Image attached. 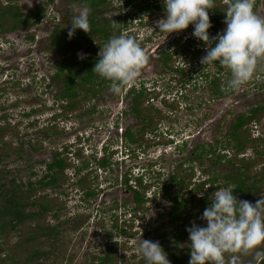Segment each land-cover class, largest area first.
<instances>
[{"label":"rangeland","instance_id":"obj_1","mask_svg":"<svg viewBox=\"0 0 264 264\" xmlns=\"http://www.w3.org/2000/svg\"><path fill=\"white\" fill-rule=\"evenodd\" d=\"M0 1L12 3L24 14L32 13L39 5H45L46 9L45 16L37 23L33 22L26 28L0 30V116L4 115L0 124L8 122L18 133L6 134L5 142L23 148L19 153L0 150V170L7 169L9 179L27 182L30 178L34 180L44 175L46 163L51 161L56 151L61 152L68 162L66 185L42 192L50 198L58 197L63 203L65 201V206L58 212L59 218L55 219L52 215L47 217L50 224L58 226L60 234L57 240L51 239L50 245L45 247L51 255L42 263L96 264L99 257L106 253L107 243L117 241L118 260L114 264H145L137 251L139 241H159L158 232H173V225L166 224L169 221L166 215L169 200L157 196L161 194L162 184L178 162L185 159L187 162L181 173L192 178V184L184 190L188 195L208 175H214L218 169L227 171L225 164L217 168L213 166V156L204 158L201 163L189 158L194 155L192 151L198 145L208 147L217 140L225 143L236 116L247 113L256 104L264 103V60L259 62L253 77L238 91H225L231 72L218 63H200L206 51L204 45L192 37V25L167 37L158 33V38L144 47L148 62L136 82L138 87L139 83H144L149 88L146 89L149 94L141 102L148 100H144L141 107L143 110L149 109L152 124L145 134H140L137 130L142 121L133 116L130 126L126 127L132 129L140 142L131 144L125 138L121 139L120 132L114 130L117 125L114 121L130 103V97L126 95L130 86H125L120 94H114L109 84L100 94L82 101L80 108L68 113H64V107L70 101L63 102L57 98L63 82L52 78L55 52L51 50L49 37L56 26L67 27L72 17L85 6L74 0ZM223 2L227 3L225 0ZM123 3L124 0H107V4L100 8L99 17L113 19L122 15L126 12V8H122ZM253 10L264 17V0H254ZM153 14L144 17V21L150 19V25L156 28L153 23L164 17V9ZM142 27H134V24L132 28L128 26L123 35H127L128 30L142 32L144 36L149 34ZM225 27L223 24L218 32ZM173 40L181 49L164 64L162 52L170 47ZM188 40L195 43L183 50ZM193 50L200 52L193 56ZM78 53L86 54V58L96 57L99 52L84 49ZM172 64L184 70L174 71L169 66ZM214 77L221 79V86L226 92L222 96L213 95L209 86ZM99 79L100 76L96 80ZM82 96L83 93L80 94ZM29 112L30 116H26ZM249 128L252 137H264V116L259 122L251 123ZM88 135L90 139L82 143V139H87ZM176 143L181 146L175 147ZM33 146L37 149L33 150ZM257 149L261 154L252 149L243 154L247 159L258 160L255 171L264 167V142ZM103 155L108 157L109 168L99 170L96 161ZM204 169L208 172H204ZM77 170H80L82 180L86 179L84 186L76 184L79 179L75 174ZM32 171L34 176H30ZM141 174L144 181H150L153 185L145 190V197L152 194L153 198H148V203L135 211L133 195L128 186L132 181L134 183L133 178ZM126 177L131 182H125ZM88 189L95 191L96 195L86 198L84 193ZM260 198L264 199V188L249 202L255 204ZM122 228L136 234L126 236L120 232ZM165 245L162 247L172 263L173 251L169 243ZM167 246L169 250H165ZM181 246L188 252L190 260L189 238ZM263 250L264 244L247 254H236L239 256L236 264H257V252ZM231 255L225 254L226 264H231Z\"/></svg>","mask_w":264,"mask_h":264},{"label":"trees","instance_id":"obj_2","mask_svg":"<svg viewBox=\"0 0 264 264\" xmlns=\"http://www.w3.org/2000/svg\"><path fill=\"white\" fill-rule=\"evenodd\" d=\"M74 1L90 9V33L86 34L77 29L73 38L69 39L68 31L71 28V24H69L67 27L56 26L49 37L51 50L55 52L52 78L63 82V87L60 88L57 98L63 102L64 100L70 101L64 107L66 110L64 113L80 108L79 104L82 101L97 96L112 83L101 77L96 80L98 76L92 69L98 61V56L80 59L77 54L78 51L87 49L92 52H99L100 48L113 34H124V30L128 26L127 15H120L113 19H101L99 17L100 8L107 4V0ZM126 2L131 7H137L140 11H153L156 8L164 9L163 0H149L145 1V4L144 2L141 4L139 0H126ZM229 3L230 0L228 3H224L223 0H215L214 8L208 10L212 24L209 31L214 35L224 24V11ZM45 11V5H39L34 8L32 13L24 14L12 3L0 1V30L26 28L29 24L42 20ZM114 22L118 23L115 28H113ZM126 36L133 37L141 47L144 46V42L137 40L135 32L128 31ZM194 43L193 40H188V45L185 49L183 47V50L189 49ZM200 43L203 44L201 41ZM180 49L177 42L170 43V47L162 52L164 54L163 63L169 62V59L174 57ZM199 52V50H193V56H196ZM169 66L174 71L184 70L175 68L174 64ZM220 81V77L211 79L209 86L212 88L213 95L222 96L226 93ZM81 93H83L82 97H80ZM147 93L144 86L137 88L134 85L127 94L133 101L131 108L142 121L140 128L137 130L140 134H145L146 129H149L152 124L149 109L143 110L141 107L143 104L141 99L145 98ZM154 110L157 111L156 108ZM31 112L35 111L32 110ZM31 112L26 113V116H30ZM263 116L264 103L256 104L247 113H240L236 116L225 143L217 140L215 144H209L208 147L198 145L193 149L194 155L189 160L201 163L204 158L213 156V166L225 164L227 171L218 169L214 172V175H208L206 179L193 188L191 195H188L184 190L192 184V178L188 174L183 176L181 173L187 162V159H185L178 162L169 174V178L162 184L163 195L171 201L169 211L166 213L169 217L166 224L173 225V232L169 233L167 230H162L158 232V239L161 246H166L165 243H169L173 251L171 252V264H188V252L184 251L181 246V243L189 238L186 228L191 227V222L203 223L204 225H201V227L206 226V222L202 221L200 217H202L204 210L211 202V197L215 191L232 187L234 189L233 195L238 201H250L254 195L264 188V167L255 171L258 160L255 158L247 159L243 156L248 149H252L257 154L260 153L257 148L259 144L264 142V137H252L249 126L253 122H259ZM3 118L4 115L0 116V119ZM12 127L8 122L4 125L0 124V143H3L0 144L1 152L4 150V153H6L7 150H13V152L19 153L23 150V148L13 147L12 144L5 142L4 137L6 134L18 135ZM45 134L49 135L48 132H45ZM125 136L131 144L140 142L134 136L132 130H128ZM32 149L36 150L37 148L33 146ZM217 150H226L227 153H220ZM109 164L107 156L104 160L99 159L96 161V165L99 167H107ZM67 166V159L62 156L61 152L56 151L51 161L46 163L44 175L34 180L30 178L31 180L29 179L27 182H17L15 179L7 177L9 174L7 169L0 170V264H43L42 261L47 260L51 255V252L45 247L50 245L51 239H58L60 231L57 225L48 222L47 217L52 215L55 219L59 218L58 212L65 206V201L63 203L58 197L50 198L42 192L66 185ZM204 170V172H208V170ZM79 172L80 170L75 171V174L79 177L76 184L81 187L85 185L86 179L82 180L83 177L79 175ZM34 174L32 171L30 176H34ZM124 181L128 183L129 180L126 178ZM206 186L211 187L206 189ZM128 187L133 193L134 210L142 209L149 201L144 192L150 187V184H147L142 176H137L134 178V184ZM204 190L205 192H203ZM202 193L203 195H201ZM84 195L89 198L96 195V192L88 189ZM33 207L37 209L32 210ZM120 232L126 236L136 234L126 231L124 228ZM118 244L117 241L107 243L106 253L99 257L96 264L117 263L118 248L116 246ZM170 247L167 246L165 250H169ZM257 264H264V258H259Z\"/></svg>","mask_w":264,"mask_h":264},{"label":"clouds","instance_id":"obj_3","mask_svg":"<svg viewBox=\"0 0 264 264\" xmlns=\"http://www.w3.org/2000/svg\"><path fill=\"white\" fill-rule=\"evenodd\" d=\"M214 5L215 0H163L164 17L154 23L166 37L192 25V37L203 42L206 51L200 63H218L228 69L231 79L224 90L235 92L253 77L259 62L264 60V17L254 12V0H230L224 11L226 27L211 36L208 10ZM89 15L90 9L85 6L72 17L69 39L77 29L90 33ZM117 24L114 22L113 28ZM141 33H136L137 40L145 42L147 37ZM85 56L78 53L81 59ZM147 62L145 50L133 37L113 34L100 48L92 71L111 81V91L120 94L125 86H143L138 87L136 82ZM233 191L232 187L215 191L200 217L206 226L191 222V227L186 228L191 249L188 264H226V253L233 254L231 264H236V254H247L264 244V199L255 204L238 201ZM137 251L145 264H171L159 241L141 239ZM257 257L264 258V252H257Z\"/></svg>","mask_w":264,"mask_h":264},{"label":"flooded vegetation","instance_id":"obj_4","mask_svg":"<svg viewBox=\"0 0 264 264\" xmlns=\"http://www.w3.org/2000/svg\"><path fill=\"white\" fill-rule=\"evenodd\" d=\"M141 1V4H142V2H144V4H145V1H149V0H139V2ZM225 1H227V3H228V0H225ZM122 8H126V12H123L122 13V15L121 16H125V15H127V18H128V20H127V22H128V26L129 27H131L132 28V26H133V24H134V27H137V28H140L141 26H143L142 27V29H146L147 30V32L149 33V34H146V41L144 42V46L142 47L143 49H144V47H145V45H147V44H149V43H151L154 39H156V38H158V31H159V29H157V28H153L150 24H151V20L149 19V21L148 22H146V21H144V17H146V16H150V15H154L153 13L155 12V11H158L159 10V8H156V9H154L153 11H140V10H138V8L137 7H131L130 5H128L127 4V2H126V0H124V3H123V5H122ZM160 9H162V8H160ZM125 10V9H124ZM120 16V15H119ZM118 16V17H119ZM133 21V22H132ZM153 25L155 26V24L153 23ZM128 26H127V28H128ZM143 31V30H142ZM175 40V39H174ZM172 41V43L173 42H176V41ZM171 43V42H170ZM172 49V48H171ZM81 59V58H80ZM177 68V67H176ZM139 85H143V86H147V85H145L144 83L142 84V83H139ZM131 89V86L129 87V89L127 90V92H126V95L128 94V92H129V90ZM146 89H149V88H146ZM147 91V90H146ZM150 92V91H149ZM128 96V95H127ZM143 99V98H142ZM151 100H153V98H150ZM145 100V99H144ZM144 100L142 101L143 103H144ZM146 100H148V99H146ZM145 100V101H146ZM149 102V101H148ZM143 105V104H142ZM133 106V101H132V99L130 98V103L127 105V108L126 109H124L123 110V112H122V114H119V116H117V119H116V121H114V123L115 124H117L116 125V127H114V130H116V131H118V132H120V138L121 139H126L127 140V138H126V133L128 132V130H132V129H128V127H126V125L127 126H130L129 124V122H132L133 121V116L134 117H137L138 118V116H137V114L134 112V110L131 108ZM94 110V109H93ZM125 123V124H124ZM95 129H96V126H95ZM95 133H97V129H96V132ZM97 135V134H96ZM90 138H89V135H88V138L87 139H82L83 141H82V143H85V141L86 140H89ZM172 142V141H171ZM76 144H81L80 142H77ZM179 143H176V145H175V147L176 146H181V145H178ZM106 150V149H105ZM105 157H106V155H103V157H101L100 159H105ZM98 168H99V170H101V169H105V168H109V166H107V167H99L98 165H96ZM131 176V175H130ZM127 178V177H126ZM126 178L124 179V180H126ZM131 178V177H130ZM168 178H169V176H168ZM128 180L130 181V179L128 178ZM133 180H134V178H133ZM128 181V182H129ZM131 182V181H130ZM147 184H150V186L152 187L153 185H151L152 183L150 182V181H145ZM132 183H133V181H132ZM150 187V188H151ZM129 188V187H128ZM131 190V189H130ZM131 192H132V190H131ZM160 192H161V194H157V196L158 197H161V199H167V200H169V205L171 204V201H170V199H168V198H165V196L163 195V191H162V189L160 188ZM156 194V193H155ZM132 195H133V193H132ZM133 198V197H132ZM148 198H153V195L151 194V196L150 197H148ZM134 199V198H133Z\"/></svg>","mask_w":264,"mask_h":264},{"label":"water","instance_id":"obj_5","mask_svg":"<svg viewBox=\"0 0 264 264\" xmlns=\"http://www.w3.org/2000/svg\"><path fill=\"white\" fill-rule=\"evenodd\" d=\"M84 51V50H83Z\"/></svg>","mask_w":264,"mask_h":264}]
</instances>
